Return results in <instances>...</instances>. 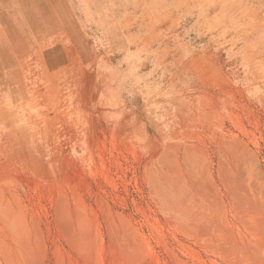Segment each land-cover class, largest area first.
<instances>
[{"label":"rangeland","instance_id":"rangeland-1","mask_svg":"<svg viewBox=\"0 0 264 264\" xmlns=\"http://www.w3.org/2000/svg\"><path fill=\"white\" fill-rule=\"evenodd\" d=\"M0 264H264V0H0Z\"/></svg>","mask_w":264,"mask_h":264}]
</instances>
